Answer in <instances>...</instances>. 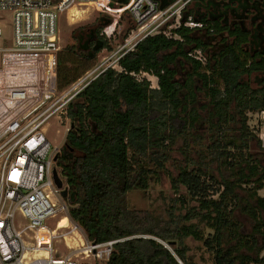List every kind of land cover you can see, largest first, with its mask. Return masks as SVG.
<instances>
[{"label":"trees","instance_id":"obj_1","mask_svg":"<svg viewBox=\"0 0 264 264\" xmlns=\"http://www.w3.org/2000/svg\"><path fill=\"white\" fill-rule=\"evenodd\" d=\"M153 1L163 10L176 0ZM126 4L110 0L114 8ZM239 4L188 3L171 31L176 38L145 37L69 105L72 128L56 160L68 216L87 241H117L108 264H196L191 244L210 264H264V144L248 125V114L264 112V36L239 22L238 10L248 9ZM111 23L102 14L74 30V45L56 55L59 89L97 64L102 30ZM141 74L155 77L157 88L137 79ZM178 141L180 163L170 156ZM169 161L174 196L162 211L129 208L128 194L147 191ZM236 212L251 222L249 232Z\"/></svg>","mask_w":264,"mask_h":264},{"label":"built area","instance_id":"obj_2","mask_svg":"<svg viewBox=\"0 0 264 264\" xmlns=\"http://www.w3.org/2000/svg\"><path fill=\"white\" fill-rule=\"evenodd\" d=\"M193 1L198 0H176L160 10L153 0H127L116 8L110 0H0V23L6 13H11L12 22L10 41L2 37L0 24V264H108L117 243L88 241L84 254L92 261L57 255L56 232L45 224L66 210L52 179L53 168L61 178L54 161L60 146L52 148L45 126L54 116L67 118L69 105L86 86L113 68L101 62L66 88L57 87L56 55L74 45L73 40L61 46L64 10L74 2H89L103 15L128 14L135 29L117 49L122 51L117 65L145 37L166 35L165 26L173 17L179 26L181 11ZM185 25L201 27L191 21ZM64 188L68 192L65 183ZM17 215L23 223L16 221Z\"/></svg>","mask_w":264,"mask_h":264},{"label":"rangeland","instance_id":"obj_3","mask_svg":"<svg viewBox=\"0 0 264 264\" xmlns=\"http://www.w3.org/2000/svg\"><path fill=\"white\" fill-rule=\"evenodd\" d=\"M224 1L226 2L227 0ZM236 1L240 3L239 5L241 7L248 8L251 11L257 10L259 6V4H257V1L254 2L253 1L248 2L246 0H236ZM77 9L79 11H84V12L80 13L79 18L74 23L66 22V20L69 19L70 14L74 11H70L69 13L67 12V14L63 13L61 16V21L63 25L60 33L62 49L65 46H69L73 44V39H71L70 35L72 34V32H74L75 29L80 27L90 26L94 22L96 24L99 15H102L101 13H98L95 10L93 4L78 7ZM109 17L111 18L112 22H114L115 20L116 24L111 29L110 34H107L106 31H102L101 39L104 41V47L98 53L99 55L97 57V64L101 62H106L105 64L107 66H110L111 64V67H113L114 69H118L117 65H115V61H116V57L122 51L117 52V49L122 45L123 35L125 34L127 35V30L133 24V22L127 13L121 15L115 14ZM0 24L2 29V37L6 41H10L12 37L11 13H6L4 16V20ZM110 26L105 28L104 30H107L108 28H110ZM175 27H177V24L175 22V17H173L168 21V23L165 26L166 36L176 38L171 32ZM129 34L130 32L128 33V35ZM128 35L126 36V38L128 37ZM143 78L147 79L150 82V86L152 88H157V79L155 77L147 74H141L137 76V79L139 80ZM178 79H181V77L179 76ZM249 115H254V117L250 118ZM60 118L61 119H59L56 116L50 118L47 122V125L45 126L46 136L50 141L52 148L60 146L59 150H61L63 146L64 137L70 126L68 117L66 118L64 116H61ZM261 123H264V112L263 114L261 113L248 114V125L252 129L254 134L256 135L259 134L260 131L259 127L261 126ZM260 140L262 141V139ZM263 142H264V137L262 143ZM180 145H181V141H178L175 144V146L172 147V150L170 152V156L176 160H179V163L182 160L178 152ZM254 151L255 148L252 145L249 152L252 154V152ZM171 163L172 162L169 161V163L167 164L166 173L161 171L159 172L157 177H153L149 181V188L147 191L142 192L140 190H133L128 194L127 204L129 208L149 210L154 213H160L162 211V205L164 203H168L169 199L173 198L174 196V193L171 189L170 174H172L173 177H175L177 173L173 165H171ZM212 168L216 169V166L213 165ZM259 194L258 196H261L263 198L264 190H262V192H260ZM61 200H63L66 210L58 211L53 218L45 222V224L48 225L51 229H54L57 234V237L54 239V243H53L54 249H56L57 251V255L71 254V255H76V257L80 260L87 259L92 261L93 260L92 256L86 258L84 254V249L87 246L88 241L82 229L76 223L70 220L68 216L69 206L66 202V199H61ZM235 214H236L235 218L244 223L245 233L249 232L251 222L246 217L241 216L238 212H236ZM62 218H66L67 220L62 221V226L58 227L57 221H59V219ZM16 221L17 222L19 221L21 223L24 222L20 215L16 216ZM73 234H75V236ZM190 246L192 248V253H191L192 258L194 259L196 264H210V260H212L210 256L205 254L202 251V249L197 250L199 244H191Z\"/></svg>","mask_w":264,"mask_h":264},{"label":"flooded vegetation","instance_id":"obj_4","mask_svg":"<svg viewBox=\"0 0 264 264\" xmlns=\"http://www.w3.org/2000/svg\"><path fill=\"white\" fill-rule=\"evenodd\" d=\"M232 7L238 8L239 6L237 3H235L232 5ZM238 14L240 15L239 17L242 18L239 20V22H242L244 24V27H246L247 31L251 32V34H256L259 38H262V36H264V7L261 4H259L257 10L251 11L250 9H240L238 10ZM223 39L224 37L214 40L213 43H210L209 48H217L220 40L222 41ZM260 46H263V42L260 43ZM198 96L200 98V95ZM204 103L205 102H198L197 106L199 107ZM210 109L211 107L209 106V110ZM199 113L203 118H206L208 115V110L200 111Z\"/></svg>","mask_w":264,"mask_h":264},{"label":"bare ground","instance_id":"obj_5","mask_svg":"<svg viewBox=\"0 0 264 264\" xmlns=\"http://www.w3.org/2000/svg\"><path fill=\"white\" fill-rule=\"evenodd\" d=\"M92 3L89 2H74L72 4H70L63 13L67 14V12L69 13L70 11H74L70 14L69 19L66 20L67 23H74L80 16V13L84 12V11H79L77 8L78 7H82L85 5H90ZM69 15V14H68ZM67 220L66 218H62L59 219V221H57V226L61 227L62 226V221ZM73 230V229H72ZM79 233V232H78ZM56 234V233H55ZM57 235V234H56ZM75 236V234H73ZM80 240V239H79ZM81 246V245H80ZM83 248V247H82ZM32 256H35V253L32 254Z\"/></svg>","mask_w":264,"mask_h":264},{"label":"water","instance_id":"obj_6","mask_svg":"<svg viewBox=\"0 0 264 264\" xmlns=\"http://www.w3.org/2000/svg\"><path fill=\"white\" fill-rule=\"evenodd\" d=\"M113 26L114 25H111L110 28L105 30L107 34H110ZM70 127L72 128V125ZM57 158H58V155L55 156L54 161H56ZM52 179H53V184H54L55 188L60 191L61 198L65 199L68 195V192H67V189L64 188V183L61 180V178L59 177V174H58L56 168H53V170H52Z\"/></svg>","mask_w":264,"mask_h":264},{"label":"crops","instance_id":"obj_7","mask_svg":"<svg viewBox=\"0 0 264 264\" xmlns=\"http://www.w3.org/2000/svg\"><path fill=\"white\" fill-rule=\"evenodd\" d=\"M257 114V113H256ZM261 114H263V113H261ZM249 117L250 118H252V117H254V115H249ZM259 134H258V136H259V138L260 139H262V141H263V137H264V123H261V126L259 127ZM264 143V142H263ZM262 190H264V188L262 189ZM262 190H260V191H258V194L260 193V192H262ZM260 195V194H259ZM261 197V196H260ZM264 198V197H263Z\"/></svg>","mask_w":264,"mask_h":264}]
</instances>
